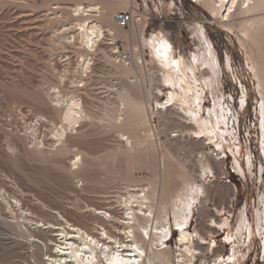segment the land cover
<instances>
[{"label":"rangeland","instance_id":"374dc122","mask_svg":"<svg viewBox=\"0 0 264 264\" xmlns=\"http://www.w3.org/2000/svg\"><path fill=\"white\" fill-rule=\"evenodd\" d=\"M81 1L0 0V264H35L40 260L39 252L32 251L27 243L30 233H19L10 223L16 222L18 216L22 221L20 216L26 210L34 212L35 220L57 222L63 214L91 228L98 226L95 208L122 215L120 199L128 196V185L135 184L132 180L149 186L156 175L162 177L158 184L167 188L172 234L166 242L171 254L178 256L180 231L173 224V205L188 182L201 183V153L205 151L210 156L213 146L226 158L219 151L214 155L216 159L209 157L215 172H209L208 179L215 181L206 186V205L194 201L189 229L197 228L205 237L206 244L202 246L212 264L217 257L223 264H264V32L247 40L241 24L248 17L234 16L232 28L195 0H146L136 10L141 16L138 21L127 28L116 25L130 36L117 35L114 45L104 43V49L90 50L91 66L83 72V48L78 43H68L76 33L77 20L71 13ZM157 33L173 44L177 54L191 61L194 53L208 54L210 47L214 50L219 62L216 82L213 89L205 88L202 114L207 116V109L215 104L219 108L224 105L227 116L224 122L219 121L229 130L215 141L195 133L194 117L183 108L167 107L169 88L148 45ZM112 48L117 50V59ZM124 51L129 53V60L120 56ZM119 62L133 69L131 79H139L138 84H132L129 76L119 71ZM258 76L263 87H259ZM199 84L202 86L201 81ZM123 87L144 101L153 134L147 139L144 131L148 127H141L144 142L130 153L123 152L126 146L120 140L119 129L106 119L108 111L118 107V92ZM59 90L65 100L72 95L80 98L93 117L69 129L65 144L58 141L56 134L62 124L63 107L57 105L53 93ZM174 134L177 136L172 137ZM217 139L222 143L220 148ZM62 147L67 149L62 152ZM75 152L82 157L79 168L72 165ZM167 153L171 154L168 163ZM235 156L245 168V178L234 169ZM221 159L223 170L218 163ZM181 164L187 170L185 178L181 176ZM167 168L168 181L163 176ZM233 185L237 191H233ZM21 206L27 209L22 211ZM243 216L247 224L238 232ZM225 217L229 219L228 226L214 224V220ZM110 223L106 220L105 224L110 228ZM211 223L215 227L209 226ZM229 234L233 238L227 239ZM213 241L214 247L206 250Z\"/></svg>","mask_w":264,"mask_h":264},{"label":"bare ground","instance_id":"6f19581e","mask_svg":"<svg viewBox=\"0 0 264 264\" xmlns=\"http://www.w3.org/2000/svg\"><path fill=\"white\" fill-rule=\"evenodd\" d=\"M82 1L76 4L71 13L74 19L77 20L74 30L76 33L72 35L73 41L68 43H78L83 48L80 54L82 57L80 66L83 72H86L91 66L90 61L92 57H88L89 54H91L90 50L98 52L100 49H104L103 46L105 44L108 46H111V44L114 45L117 35H123L125 37L130 36V34L120 30L114 20L116 11L124 10L129 7V0H88V4ZM195 1L205 6L206 9L216 17H220L229 27L234 25L232 22L234 16L244 15V17H248L241 24L243 34L247 40H253L257 32H264V0ZM135 30H133L134 33ZM148 41L147 43L151 49V58L154 64L156 62L160 67L164 84L169 88L166 92L168 98L167 107L173 105L178 106L191 114L194 117L192 120L197 127V131L194 132L200 133V137L207 136L208 139L214 140L218 138L220 134L229 132L228 129L224 128L225 126H220L219 121L221 120V122H224L227 116H225L226 108L224 109V105L221 108H219L217 104L212 108L207 107V116L203 115L204 113L202 114L203 107L201 103L204 98L205 88L208 86L213 89L216 82L215 77L217 75L219 62L214 54V50L210 47L208 54L204 52V54L201 52V54L194 53L192 57L193 60L191 61L185 55L181 53L177 54L173 44L161 34H153ZM208 45H210V43ZM115 47L117 46L113 48ZM113 48L112 53L114 55L117 53V50ZM115 59H117V56H115ZM141 62L144 61L142 60ZM117 67L122 74L129 76L128 78L132 84L139 83V79H131L133 74L132 68H128L126 64L122 62H119ZM258 78L259 87H263L262 79L259 76ZM200 81L202 82V86L199 84ZM158 90L162 93V89L159 88ZM118 93L119 105L117 108L108 111L106 119L111 126L119 129L120 140L124 141L126 146L123 152L130 153L134 151V149L138 150L139 146L144 142L145 138L140 134L141 127H148L147 131H144L147 139L151 138L153 135L149 127V112L144 101L134 97L128 88L123 87ZM148 93L151 95L150 87ZM59 94L60 90L57 93H53V96L55 95L54 100L58 102L57 105L60 104L58 106L63 107L62 124L61 126L59 125L60 128L56 134L58 136V141L65 144L70 136L69 129L78 128L82 119H91L92 115L88 114L85 110L80 98L72 95L65 100L63 97H60ZM244 102L245 100H243V103ZM159 104L163 106V103ZM263 106L264 105H262L261 109V143L264 150ZM173 136H177V134ZM217 142L218 139L216 145L220 148L222 143ZM66 149L67 148L62 147L60 150L64 152ZM146 154L143 155L146 156ZM167 154L168 163L171 154ZM201 154H203L201 160L204 163L202 174L198 176L201 178V183L195 180H193V182H188L186 184V189L181 192L178 197V203L175 201L176 204L174 203L173 205L176 208L173 211V216H175V223L173 224H175L174 226L180 231V236L178 238V241L181 243L179 247L180 253L178 254L180 257H175L171 254V249L166 242L167 237H170L168 235L172 234V224L171 219L170 221L168 220L170 217L168 216L167 210V195L165 198V194L167 193L166 185H160L161 183L158 184L162 178L160 175H156L155 178L149 181V186L141 185L138 180H132L135 184L128 185L126 194L128 196H122L120 199L123 209L122 215L117 216L112 214V212L109 213L107 210L95 208L94 212L97 216L96 222L98 226L87 228L85 223L83 225H86V227L70 221L63 214H60L61 219L59 220L57 218V222L35 220L33 218V215L35 216V214H33L34 212L25 211V206H21V210L25 211V213L23 212L24 214L20 216L22 221L19 220L20 218H18V216L16 217V222L13 221V223H10L19 230V233H25V231L30 233L31 239L30 237L29 239L27 238V243L31 245L32 251L37 250L40 254V260L38 262L35 261V264H212L211 257H207V253L202 246L204 242L206 244L205 237L197 228H194V231L189 229L193 216L192 207L193 203H195L194 201L200 200V203L204 202V205H206L208 201L204 199L206 197V186L215 181V179H208V173L215 172L214 164L209 158L210 156H208V153L205 151ZM81 158L80 153L75 152L74 159L72 160V165H74L75 168H79ZM139 158H136V160ZM234 159L235 171L245 178L247 173L240 159L236 156ZM147 160L150 161V158ZM141 161L143 162V159ZM151 162L152 161H150V163ZM218 163L220 164L219 167L221 166L223 170L225 168L224 159H221ZM248 163L250 166L252 165L250 157ZM181 165L184 170L181 176L185 178V176L188 175L187 170L184 168L183 164ZM169 172L170 169L167 168L163 173L165 180H167ZM223 173L225 172L223 171ZM127 178L129 177L127 176ZM195 178L192 176V179ZM129 179H131V177ZM225 182L228 183L229 181L226 180ZM232 187L234 189L233 191H235L236 186L233 185ZM14 199L20 202V199L15 196ZM201 206L203 205L201 204ZM28 209L30 210L29 207ZM106 220L111 222L110 228L105 224ZM246 221V217L243 216L238 232H240ZM214 224L228 226L229 219L225 217L219 221L214 220ZM211 225L215 227L213 223L209 224V226ZM231 238L233 237L229 234L227 239ZM213 242V244H211V242L208 244L206 250L209 251L210 247H214L216 243L215 241ZM182 245H184V248L181 247ZM201 247L204 250H202ZM228 259L230 260L232 257L228 256ZM213 264H223L221 257H217Z\"/></svg>","mask_w":264,"mask_h":264},{"label":"built area","instance_id":"2783aa9c","mask_svg":"<svg viewBox=\"0 0 264 264\" xmlns=\"http://www.w3.org/2000/svg\"><path fill=\"white\" fill-rule=\"evenodd\" d=\"M145 1L146 0H129V7L127 9L118 10L115 12L114 20H115L116 24L122 28H127L130 26L131 23L138 21L141 16L138 14V12L136 10H139V5L142 3H145ZM120 56L122 57L123 60H129L130 59L129 53H127L125 51L123 53H121ZM234 129H235V133L238 134L236 127H234ZM172 137H174V136H172ZM238 138H239V136H238ZM211 149L214 151V152L212 151V153H209V155L211 157L216 159V157H214V155H219V152L221 155V150H218L216 146L211 147ZM221 157H223V156L221 155ZM224 158H226V157H224Z\"/></svg>","mask_w":264,"mask_h":264}]
</instances>
